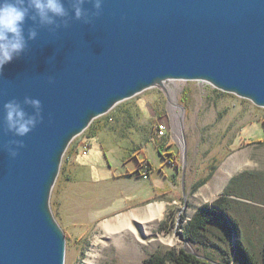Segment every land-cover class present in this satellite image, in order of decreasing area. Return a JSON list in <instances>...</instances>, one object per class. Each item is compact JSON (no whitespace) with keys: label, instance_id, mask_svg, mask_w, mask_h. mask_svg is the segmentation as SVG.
I'll list each match as a JSON object with an SVG mask.
<instances>
[{"label":"water","instance_id":"water-1","mask_svg":"<svg viewBox=\"0 0 264 264\" xmlns=\"http://www.w3.org/2000/svg\"><path fill=\"white\" fill-rule=\"evenodd\" d=\"M65 7L69 26L37 28L0 73V264H65L50 208L62 160L118 104L156 87L169 99L173 81H198L264 108V0H103L94 17L86 2L89 23ZM26 96L41 101L42 122L19 138L5 130L3 105L15 99L32 114Z\"/></svg>","mask_w":264,"mask_h":264},{"label":"rangeland","instance_id":"rangeland-1","mask_svg":"<svg viewBox=\"0 0 264 264\" xmlns=\"http://www.w3.org/2000/svg\"><path fill=\"white\" fill-rule=\"evenodd\" d=\"M168 88L169 99L156 87L118 104L69 146L50 199L66 236L65 264H147L170 250L223 264L228 246L195 245L182 233L200 206L221 198L244 173L249 199L239 200L235 218L246 245L261 252L264 108L209 83L175 82ZM173 94L185 109L176 122ZM160 124L167 126L164 135ZM157 205L165 207L162 218L147 220ZM130 218L140 234L137 241L127 227L120 228ZM136 219L146 220L147 232ZM108 224L121 229L122 249L107 235Z\"/></svg>","mask_w":264,"mask_h":264},{"label":"clouds","instance_id":"clouds-1","mask_svg":"<svg viewBox=\"0 0 264 264\" xmlns=\"http://www.w3.org/2000/svg\"><path fill=\"white\" fill-rule=\"evenodd\" d=\"M86 2L91 3L95 10L91 14L92 17L100 14L103 0H70L71 18L90 22L89 13L84 8ZM28 21H31L34 27H29L25 32ZM69 22L65 0H0V73L6 65L25 52L29 41L37 38V28H67ZM23 105L30 106L33 113L26 112L22 104L15 99L3 105L5 130L19 138L27 136L42 122V105L39 99L26 96ZM12 145L8 146L7 152L10 157L15 158L24 145L22 140L13 141Z\"/></svg>","mask_w":264,"mask_h":264},{"label":"trees","instance_id":"trees-1","mask_svg":"<svg viewBox=\"0 0 264 264\" xmlns=\"http://www.w3.org/2000/svg\"><path fill=\"white\" fill-rule=\"evenodd\" d=\"M159 150L162 152L161 148ZM248 176V173H244L232 179L221 198L200 206L182 233L186 240L195 245L218 250H223V245L228 246L231 252L223 264H264V242L259 255L253 253L244 242L239 222L235 218L237 205L241 202L239 200L249 199L245 191L248 189ZM234 237L236 242L233 241ZM147 264L207 263L185 250H170L166 254L153 255Z\"/></svg>","mask_w":264,"mask_h":264},{"label":"bare ground","instance_id":"bare-ground-1","mask_svg":"<svg viewBox=\"0 0 264 264\" xmlns=\"http://www.w3.org/2000/svg\"><path fill=\"white\" fill-rule=\"evenodd\" d=\"M177 83V85H180L181 82L179 83L178 81H173L172 83ZM170 83L169 85L171 87H173V84ZM172 101V104H174V107L172 108V114L175 118V122H176V118H178L179 116H182L185 114L184 110L179 107V102H178V98L175 96V94H173V97L171 99ZM178 103V105H177ZM181 121L184 120L183 118L180 119ZM178 134H179V137H180V141H184V137H183V134L180 133L178 131ZM164 209L165 207L163 205H157L155 207H152L150 208V212H149V217L147 218V220L149 221H155L157 219H160L162 218L163 216V213H164ZM138 218V217H137ZM127 221L126 222H120V228H126L127 227V232H129L135 239V241H137L138 239H140V234L137 230V228L133 225V222H132V218H130L129 220L126 219ZM138 220V222L140 223L142 229L147 232L148 231V228H147V222L146 220H139V219H136ZM119 227L118 228H115L114 226H112L111 224H108L105 226V229H106V232H107V235L109 236V238L111 240H114L120 247V249L123 248V243H121V239L119 238V234L117 236V233L121 230ZM113 241V242H114Z\"/></svg>","mask_w":264,"mask_h":264},{"label":"built area","instance_id":"built-area-1","mask_svg":"<svg viewBox=\"0 0 264 264\" xmlns=\"http://www.w3.org/2000/svg\"><path fill=\"white\" fill-rule=\"evenodd\" d=\"M202 83L207 84V82H202ZM158 129H159L160 134L164 135L167 130V126L165 124H160Z\"/></svg>","mask_w":264,"mask_h":264}]
</instances>
